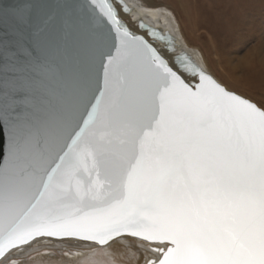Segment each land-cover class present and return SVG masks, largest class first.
<instances>
[{"label": "snow or ice", "instance_id": "1", "mask_svg": "<svg viewBox=\"0 0 264 264\" xmlns=\"http://www.w3.org/2000/svg\"><path fill=\"white\" fill-rule=\"evenodd\" d=\"M139 12L0 7V264L45 239L127 242L138 264H264V104L174 54ZM69 28L79 62L53 93Z\"/></svg>", "mask_w": 264, "mask_h": 264}, {"label": "rangeland", "instance_id": "2", "mask_svg": "<svg viewBox=\"0 0 264 264\" xmlns=\"http://www.w3.org/2000/svg\"><path fill=\"white\" fill-rule=\"evenodd\" d=\"M150 1L151 4L161 3L172 10L175 17L182 24L186 34L184 37L188 44L201 49L205 55L210 73L222 84L239 94L251 98L258 105L264 104V88L259 90L262 92H259L258 89L253 91V89H247L235 84L227 77L225 69H222L223 66L218 64L214 48V45L219 46V49L222 48L221 56L223 61L232 59V63H236L250 51L264 52V0ZM200 22L204 23L205 28L196 25V23L200 24ZM224 22L226 27L222 25ZM209 28L210 30L216 28L215 30H219L220 33L218 32L217 35L212 36L208 32L210 31ZM221 30L223 31L221 32ZM73 242L76 243V241ZM124 243L127 242L113 245L110 249L97 248L95 252L89 249L91 253L74 259L65 258V256L70 255L71 252L69 251L72 250V245H67L66 249L61 247L63 250L58 248L51 249L54 254L47 256L40 254L48 251L45 249L32 253L25 259L22 258L20 264H115L116 259L113 261L112 257L115 255L116 250L123 248L125 252L128 251V247ZM36 255H41L42 257H37Z\"/></svg>", "mask_w": 264, "mask_h": 264}, {"label": "bare ground", "instance_id": "3", "mask_svg": "<svg viewBox=\"0 0 264 264\" xmlns=\"http://www.w3.org/2000/svg\"><path fill=\"white\" fill-rule=\"evenodd\" d=\"M127 2L130 5H139L141 8H143L148 13L147 15H144L143 12H139L138 19L136 21L137 23L139 22V19H143L148 25L159 28L163 34L173 39L172 47L174 49V54H176L179 50H187L189 51L191 56H194L209 71L204 53L201 51L200 48H197L195 46L193 47L188 44V42L186 41L184 37V35L186 34L182 28L181 22L175 17L174 13L168 6L163 5L161 3L151 4L150 0H127ZM201 22L203 21L201 20ZM201 22H200L201 25L197 23L196 25L198 27L200 26L204 27V23L202 24ZM224 24L225 22L222 23V25ZM215 29L210 30L209 28L210 31L208 32L211 33L212 36H215L219 32V30L217 31ZM222 31L223 30H221V32ZM166 44L167 43L163 41V42H159L157 46L161 49L168 48V45ZM214 48H215V55L217 56V59H218L217 61L218 64L220 66L221 65L223 66L222 69H225L227 77L230 78L235 84L240 85L247 89H253V91L254 89H258L259 91L264 88V52H259L257 50L250 51L248 54L246 53L245 57L242 56L243 57L242 59L241 58L239 60L237 59L238 61L236 63H232V59L230 60L227 59L223 61L222 56H221L222 54L221 52L223 51V50L221 51L222 48L219 49V46H215V45H214ZM259 92H262V91H259ZM124 244L127 245V243H124ZM67 245H72L73 248L72 250L69 251L71 252L70 255L65 256V258L74 259V258H79V257L85 256L91 253L89 252V248L85 247L84 245L78 242L75 243L73 241L67 242V241H57V240L45 239L41 242V244L36 245L34 249L29 250L27 256H29L32 253L34 254L35 252L45 250V249L48 251H46L45 253H40V254L44 256L51 255V254H54L51 249L58 248L59 250L60 249L63 250L62 248L64 247V249H66L65 247ZM41 255H38V256L36 255V256L39 257ZM26 257H24V259ZM112 258H113V261L114 259H116L115 264L117 263L118 264H138V262L134 258L130 257L129 249L127 252H125V249L123 248L120 250L119 249L116 250L115 255Z\"/></svg>", "mask_w": 264, "mask_h": 264}, {"label": "water", "instance_id": "4", "mask_svg": "<svg viewBox=\"0 0 264 264\" xmlns=\"http://www.w3.org/2000/svg\"><path fill=\"white\" fill-rule=\"evenodd\" d=\"M17 2L18 0H0V7L11 6ZM53 2H55V0H53ZM149 26L150 28H154L157 31H159L161 35L168 37L167 35L163 34L159 28L153 27L151 25ZM165 43H167L166 40ZM166 45H168V43ZM184 53L187 54V56L191 59V61L203 67L208 73H210L194 56H191L189 51L179 50L176 54H184ZM79 55L80 54L77 49L74 32L72 31L71 28H69L65 35V43L62 46L60 52L53 58L50 65V70L47 72V75L45 76V87H47L53 93H58L63 86L64 80L71 74V72L77 66L79 62ZM213 77L216 78L214 75ZM7 143H8L7 131L0 130V155H2L3 149L6 154Z\"/></svg>", "mask_w": 264, "mask_h": 264}]
</instances>
